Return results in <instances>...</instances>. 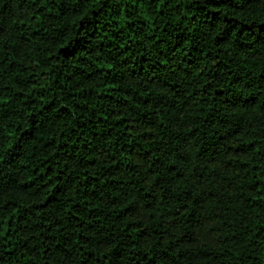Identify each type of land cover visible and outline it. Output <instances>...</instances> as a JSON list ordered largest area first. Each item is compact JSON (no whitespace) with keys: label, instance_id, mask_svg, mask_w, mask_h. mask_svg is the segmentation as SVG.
I'll return each mask as SVG.
<instances>
[{"label":"trees","instance_id":"trees-1","mask_svg":"<svg viewBox=\"0 0 264 264\" xmlns=\"http://www.w3.org/2000/svg\"><path fill=\"white\" fill-rule=\"evenodd\" d=\"M0 264H264V0H0Z\"/></svg>","mask_w":264,"mask_h":264}]
</instances>
